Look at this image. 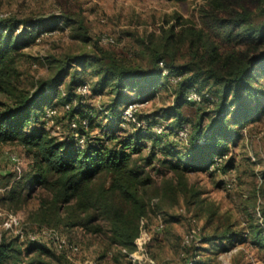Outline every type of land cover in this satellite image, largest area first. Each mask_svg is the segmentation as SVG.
I'll use <instances>...</instances> for the list:
<instances>
[{
	"label": "rangeland",
	"instance_id": "obj_1",
	"mask_svg": "<svg viewBox=\"0 0 264 264\" xmlns=\"http://www.w3.org/2000/svg\"><path fill=\"white\" fill-rule=\"evenodd\" d=\"M237 15L245 16L251 26L262 25L264 0H0V20L55 22L52 32L42 29L35 43L15 54L17 74L13 83L18 90L34 94L41 83L66 70L68 76L60 81L57 97L49 99L41 119L32 128L48 133L58 142L82 147L87 136L72 125L85 120L69 113L79 106L99 111L110 104L114 98L112 82L103 88L99 84L104 76L102 68L105 70L110 61L149 73L155 68L153 59L161 57L176 69L184 67L185 79L193 78L189 82L200 90L221 97L223 88L209 79L208 69L224 72L237 58L255 54L254 46L238 40L245 34L241 28L230 24L224 31L225 27L219 26L220 20L232 22ZM21 29L22 26L18 30ZM85 55L103 61L98 65L89 61L83 68L76 58ZM263 69L254 71L252 81L258 95L245 98L244 107L250 109V117L236 123L233 113L227 117L233 137L225 145L226 155L215 159L207 169L185 173V189L169 170L156 161L146 162L152 153L151 141H139L142 147L131 155L132 168L149 177L148 197L153 199L157 192L158 203L167 215L152 214L142 222L141 237L132 252L113 243L105 214L78 211L74 200L55 204L50 188L30 182L40 175V161L34 151L18 143L0 144V244L13 242L20 264L35 260L39 264H264V250L250 242L245 230L258 224L247 215L258 216L264 208ZM81 80L88 83L85 94L81 89V101L75 97L64 102L70 82ZM175 84L172 80V86L160 87L147 102H134L138 104L132 111L136 124L129 116L123 119L122 106L120 127L104 114L86 132L90 138L104 139L117 128V138H133L132 146L136 147L133 136L141 129L138 124L145 128L149 119L163 130L169 125L175 127L176 133H166L162 142L185 152L193 126L201 117L204 128L217 118L220 103L217 99L214 103L193 100L190 96L197 93L190 91L187 102L173 114L178 103L182 104L177 102L181 91ZM232 93L228 103L232 102ZM123 94L128 100L139 98L131 87ZM0 101L12 104V98L3 92ZM176 118L184 125L178 128ZM154 154L156 158L161 156L158 149ZM53 179L49 176V180ZM92 180L91 186L97 191L102 185L108 187L111 178L102 173ZM113 202L126 210L118 196ZM83 220H87L85 225H76ZM223 221L236 224V230L247 238L227 251L201 245L202 239ZM187 238H192L190 244H185ZM60 241L75 246L77 251L61 249ZM37 246L43 253L29 251Z\"/></svg>",
	"mask_w": 264,
	"mask_h": 264
},
{
	"label": "trees",
	"instance_id": "obj_2",
	"mask_svg": "<svg viewBox=\"0 0 264 264\" xmlns=\"http://www.w3.org/2000/svg\"><path fill=\"white\" fill-rule=\"evenodd\" d=\"M226 21L220 20L219 26L225 27L224 31L230 24L241 28L245 34L238 40L254 46L255 54L247 53L237 58L224 72L213 68L208 69L209 79L223 88L221 97L216 98L213 94L200 90L195 84L189 82L193 78L185 79L184 67L176 69L172 63L165 64L161 57L153 59L155 68L149 73H142L132 66L110 61L105 70L104 67L102 68L101 73H104V76L99 82L102 88L106 83L112 82L110 90L114 98L110 104L102 106L103 109L99 111L93 108L85 110L79 106V109L69 113L72 117H79L78 120L81 118L86 121L87 127L79 121L76 130L79 134L87 136L85 146L82 147L74 143L58 142L48 133L32 128L41 119V112L49 104V99L57 97L60 81L68 76L66 70L60 72L53 80L41 83L34 94L18 90L13 83V78L17 74L15 54L35 43L43 30L52 32L55 22L32 19L19 22L0 20V93L3 92L12 98V104L0 101V144L18 143L22 148L34 151L36 159L40 161V175L30 182L42 183L50 188L55 204L69 203L74 200V207L78 211L87 213L95 210L105 214L111 224L113 243L120 245L123 249L134 251L141 237L142 222L149 219L152 214L167 215V211L161 208V203H158L157 192L153 199L148 197V190L151 187L149 177L143 176L132 168L131 155L138 153V149L142 147L139 141L142 139L151 141L152 153L146 162L150 164L156 161L169 170L178 180L179 186L185 189V173L207 169L215 163V159H222L226 155L225 145L233 137L228 129V115L234 114V123L250 117V109L244 107L245 98L258 95L252 81L255 77L254 71L264 68V23L258 27L251 26V23L242 15H237L232 22ZM226 24L228 25L225 26ZM20 26H22L21 31L18 30ZM248 27L252 28L247 29ZM102 59L85 55L76 58V61L84 68L88 67L89 61L91 64L93 60V65H98L97 63H101ZM165 71L166 75H164ZM174 79H177L174 86H179L181 91L177 102L181 101L182 104L178 103L173 109V114L187 102L188 93L195 91L203 103H211L214 99L219 101L218 117L212 118L205 128L201 117L200 121L193 126L189 136L190 146L185 152H181L172 144L162 142V139L168 135L166 133H176L175 127L169 125L164 129L163 135H157L151 130L156 122L149 119H146L148 125L137 129L133 136L136 140L133 145L136 147L132 146L133 138L119 140L116 130L123 121L122 111H119V108L122 106L125 108L134 102H147V99L160 87L172 86L171 81ZM86 85L88 83L84 80L71 81L63 101L69 102L75 97H79L81 101L76 91L79 87ZM129 87L137 91L138 99L128 100L123 94V90ZM231 92H233L232 102L228 103ZM104 114L108 115L111 121H115L116 130L109 131L104 139L90 138L86 131ZM176 120L180 124L178 128L184 125L179 118ZM156 149L161 155L158 158L154 156ZM102 173L110 176V185L108 187L102 185L97 191L93 190L92 179ZM49 176L54 179L49 180ZM114 196H118L127 207L126 210L113 202ZM258 214V216L247 215L250 219H256L258 224L246 227L245 230L250 242L264 250V208ZM213 215L215 213H212V217ZM85 223L87 220L79 221L76 225H85ZM244 234L236 230V224L223 221L215 226L210 236L205 240L202 239L201 245H211L212 250L227 251L235 243L246 239L247 236ZM30 249L31 252L35 249L38 253H43L38 246ZM18 253L13 242L0 244V264H20ZM33 263L39 264L37 260L31 262ZM195 264L206 263L196 261Z\"/></svg>",
	"mask_w": 264,
	"mask_h": 264
},
{
	"label": "built area",
	"instance_id": "obj_3",
	"mask_svg": "<svg viewBox=\"0 0 264 264\" xmlns=\"http://www.w3.org/2000/svg\"><path fill=\"white\" fill-rule=\"evenodd\" d=\"M162 65V64H161ZM173 82L174 83H176L177 82V79H174L173 80ZM81 89H82V93H84L85 94V92H86V89H87V87H81V88H78V94L79 95H81V96H83L84 94H82L81 93ZM194 96L192 97V96H190L191 97V99L193 98V100H197V101H200L201 100V98H200V96H198L197 94H193ZM190 99V98H189ZM138 107V104L137 103H131V104H129V105H127L125 108H124V117H123V119L125 118H127L128 116H129V118L130 119H132V121H134L133 123H135L136 124V120H135V116H132V111L133 110H135L136 108ZM69 108V106L67 107V109ZM82 125H85L86 124V122L85 121H82V123H81ZM139 125V127H141V128H143L140 124H138ZM73 126V128H76L77 127V125L76 124H73L72 125ZM152 130L157 134V135H163L164 134V130L160 127H158L157 128V126L155 127H152ZM13 161H15L16 162V159H12ZM193 238V237H192ZM192 238H187L186 240H185V244H190L191 242H192ZM59 247L61 248V249H64V250H69V251H71V252H75V251H77V248L75 247V246H72V245H69V244H67L65 241H60L59 242ZM185 264H193L192 262H186Z\"/></svg>",
	"mask_w": 264,
	"mask_h": 264
}]
</instances>
